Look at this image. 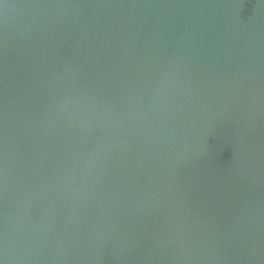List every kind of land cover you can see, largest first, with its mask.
<instances>
[{"label": "water", "instance_id": "1", "mask_svg": "<svg viewBox=\"0 0 264 264\" xmlns=\"http://www.w3.org/2000/svg\"><path fill=\"white\" fill-rule=\"evenodd\" d=\"M0 264H264V0H0Z\"/></svg>", "mask_w": 264, "mask_h": 264}]
</instances>
